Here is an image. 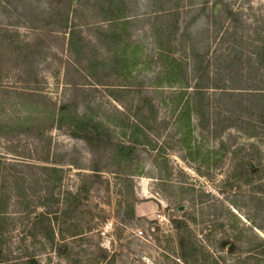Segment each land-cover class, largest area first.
<instances>
[{
    "label": "rangeland",
    "instance_id": "374dc122",
    "mask_svg": "<svg viewBox=\"0 0 264 264\" xmlns=\"http://www.w3.org/2000/svg\"><path fill=\"white\" fill-rule=\"evenodd\" d=\"M0 1V35L15 41L10 57L0 59V205L3 197L7 210L0 264L32 257L34 264H264V124L256 123L255 136L235 126L216 135L210 89L202 117L198 101L180 113L189 93L181 99L173 87L154 84L167 55L191 64L192 44L209 49V60L229 48L213 14L226 15L223 25L244 50L245 40L264 39V0H171L178 21L159 13L168 0H126V15H134L113 28L116 40L130 44L126 62L112 53L116 44L109 50L100 42L110 23L89 9L90 0ZM189 22L192 37L185 33ZM174 23L179 28L167 44L165 30ZM74 30L85 43L81 56L88 50L81 62L69 46ZM93 59L100 81L85 68ZM171 94L180 101L176 108ZM63 102L95 111L105 132L100 149L53 121ZM149 104L156 120L144 127L138 121ZM188 113L189 129L180 127ZM135 128L144 141L137 153L113 156L109 140L129 143ZM45 213L51 223L36 224ZM224 238L235 242L233 251L222 247Z\"/></svg>",
    "mask_w": 264,
    "mask_h": 264
},
{
    "label": "trees",
    "instance_id": "16d2710c",
    "mask_svg": "<svg viewBox=\"0 0 264 264\" xmlns=\"http://www.w3.org/2000/svg\"><path fill=\"white\" fill-rule=\"evenodd\" d=\"M208 1L209 0H202V2ZM218 1L219 0H216V2ZM5 2L6 1H4V3ZM88 2L90 3L89 9L95 11L96 14H102L101 17L103 18V20H107L110 23L106 30L100 29V42H104V44L106 43V48L109 50H112L111 47H114V44H116L119 49H115L114 51H112V53L114 54L118 52V55L122 58V61L126 62L125 56L130 55L126 50V48L128 47L127 44L129 43H126L121 39V41H118V39L116 40L117 32L114 33L115 26H124L125 23L130 22V19H132L131 16L134 15H126V11L128 10L126 0H90ZM49 5L45 7V11L47 12L53 10V7ZM161 7L162 8L159 10V13L162 14L161 17L164 16L163 18H166L167 16H175L176 18H173V20H179V15H177L179 13L178 5L171 3V0H168L167 4H165L164 2V5H162ZM107 11H109L110 13H107ZM166 13H168L169 15H167ZM234 13V11L230 10L227 16L230 17ZM47 15V19L53 16V14L50 15L48 13ZM213 16L216 17V21L218 24V26H216L215 32L221 35V39L223 40L222 42H224V40L230 42L229 48H227L226 50H224L223 48L217 49L216 54H210L209 60V49L200 51V49L194 47V45L192 44L189 52V55L192 57L191 64L187 61H177V63H175L174 61L171 62L170 56L167 55V58L165 59V61H167L164 66V70L162 71V76L159 75L161 79L158 80V83L154 81V84L159 86L173 87V94H175L176 96H178V94H181V99L183 98L184 94L189 93L187 98L185 99L184 106H182V108H184H181L182 111H180V113L186 112V110L190 111V108L188 107L192 106L191 103L198 101V105L200 107L199 112L202 117H205V93L210 89V91H212V95L210 94V102L212 101V97L215 101L216 106L213 109V112L210 113V129H213V131H215V134L219 135L220 131H224L229 127L235 126L238 129H246L251 135L255 136L258 133L256 131V123L264 124L262 122L264 121V39H260L258 38V36L257 38H249L245 40L247 41L248 49L245 48L246 50H244V48L242 49L243 40H238V34L229 30L223 25L225 22L224 16L226 15L223 13H219L213 14ZM238 17L241 18L240 16ZM168 21L171 20L168 19ZM62 22L63 25L66 24L65 20H63ZM219 22H222V24L219 25ZM64 27L66 29V26ZM64 27H62V29ZM173 27L174 29H172V32H170L169 30H165L167 32H165V35L168 34V36L164 37L167 40V44L173 42V39L169 38V34L171 33V35L174 36V34L177 33V29L179 28L177 23H174L172 26H168V29H171ZM185 30L187 31H185V33H187L189 37H192L190 22L189 24H186ZM231 36H233L234 40L237 41L233 42L230 39ZM5 38L6 37H4V35H0V59L4 58L7 55L8 57H10V51L14 50L15 48L14 39L8 38L7 40H5ZM84 44V41L82 40V38H80V31L78 33L74 30L69 39V46L72 54L75 55L76 60H80L79 62H81L84 57L86 58L88 54L87 50L86 56L85 54L84 56H81L83 51H85ZM163 47H166L165 44L163 45ZM92 48L93 49L89 59H91V57H94L95 55L94 52L96 51V48L93 46V44ZM138 48L139 45L134 47L132 53H137ZM247 50L249 52H246ZM244 55L248 56V59L252 60V62L250 60L246 61ZM24 57L25 59H28L27 55H24ZM95 60L96 59L90 60L88 66H86L85 68L86 71L89 72V74H91L95 78H98L100 81L99 65L98 61ZM25 68L27 69V67ZM126 69H128V67ZM90 70H92V72H90ZM2 78L3 75L0 70V83L2 82ZM192 81H195L194 86H192ZM191 86L193 88L189 92V87ZM171 96L172 99L170 100H172L174 108H176L178 104H180V101H178L177 98L173 97L172 94ZM74 104V102L61 103L58 107V110H56L52 115L53 121L60 127L67 125L69 128H71L74 134L86 139L92 145V147L96 146L100 149L103 144V137L105 134L104 129L102 128L103 122L97 118L95 111H92L88 106L85 107L83 112H80L78 110V105L75 106V110H72V106ZM149 106L151 107L150 111L148 113L142 112V115H140L139 117L140 121H138V123L140 125L141 121L143 125H147L150 123V121L156 120L155 104H149ZM194 107L196 109L197 104H195ZM189 114L190 113L186 115V118L182 115L184 121L181 120L180 127H183L182 125H186V127L188 126L187 128L189 129V123L191 120ZM146 125L144 127H147ZM136 130L137 129L135 128L132 133L131 142L129 143H114L113 141L111 142L109 140V143L111 144V146H113V156H117L121 159H127L137 153L139 145L144 144V141L139 137ZM189 133L190 130L188 131V134ZM230 135L232 136V134ZM150 145L151 147L156 148L158 146V142L150 140ZM158 149L161 152L166 153L164 146H159ZM96 167V169L100 170V167L98 168V165ZM4 202L5 200L2 197L0 205V220L4 217V215H6L7 212V210H5ZM133 211L132 214H134ZM46 219H48V222L51 223L52 219L50 218V215L45 213L43 214L42 219L38 220L36 224H41L42 222H45ZM50 229L53 234L54 230L51 228V226ZM221 241V245L223 248L232 251L235 249V242H233L232 240L224 238ZM228 244H230V247L227 248ZM259 248L261 254L264 255V241L259 244ZM27 262L28 264H34L36 260L32 257Z\"/></svg>",
    "mask_w": 264,
    "mask_h": 264
},
{
    "label": "built area",
    "instance_id": "2783aa9c",
    "mask_svg": "<svg viewBox=\"0 0 264 264\" xmlns=\"http://www.w3.org/2000/svg\"><path fill=\"white\" fill-rule=\"evenodd\" d=\"M143 231L141 230L140 233H142Z\"/></svg>",
    "mask_w": 264,
    "mask_h": 264
}]
</instances>
